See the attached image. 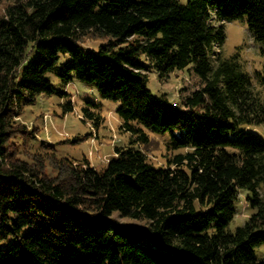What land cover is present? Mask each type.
I'll use <instances>...</instances> for the list:
<instances>
[{
	"label": "trees",
	"instance_id": "trees-1",
	"mask_svg": "<svg viewBox=\"0 0 264 264\" xmlns=\"http://www.w3.org/2000/svg\"><path fill=\"white\" fill-rule=\"evenodd\" d=\"M242 17L264 54V0H0V264H264L254 255L264 243V139L254 130L264 101L216 50L217 23ZM52 70L118 103L129 141L104 167L58 156L19 120L56 93ZM151 70L198 82L171 102L147 88ZM148 132L169 134L164 165L137 147ZM239 189L253 213L230 231Z\"/></svg>",
	"mask_w": 264,
	"mask_h": 264
},
{
	"label": "rangeland",
	"instance_id": "rangeland-1",
	"mask_svg": "<svg viewBox=\"0 0 264 264\" xmlns=\"http://www.w3.org/2000/svg\"><path fill=\"white\" fill-rule=\"evenodd\" d=\"M186 3L187 0H178ZM223 25L225 39L216 49L225 58H235L239 63V70L251 78V87L264 101V85L259 82L264 75V54L261 53L262 44L256 42L248 29L246 17L217 23ZM97 40H85L84 44L93 47ZM35 54V53H34ZM33 54V55H34ZM67 56H61L57 65ZM47 78L55 88L56 93L39 95L31 105H26L20 114L19 120L25 123L28 129L36 130V140H43L53 144L60 157H69L81 160L86 157L92 166L99 169L105 166L106 161L114 152V146H126L129 134L120 130V120L115 113L118 103L102 98L93 85L83 84L77 80L64 85L55 71L47 72ZM197 79L188 75L186 70L170 73L168 77L160 78L155 70L148 72L147 88L153 95L164 94L171 102L178 103V96L187 94L197 85ZM183 87L186 89L180 91ZM253 91V92H254ZM65 93L66 95H59ZM68 98L73 104V111L62 113V104ZM88 102L100 115L99 126L95 127L93 120L83 116L82 108L89 106ZM264 139V121L255 126ZM148 142L138 143L139 150L144 152L155 165H164L169 149V134L148 132ZM36 143V142H35ZM182 150H174L180 152ZM264 195V184L259 189ZM246 189H239L238 199L235 201V214L228 224V230L234 231L235 227L245 223L253 210L246 203ZM118 224L142 226L143 222L113 215ZM9 239L0 246H6ZM254 255L259 260H264V243L254 248Z\"/></svg>",
	"mask_w": 264,
	"mask_h": 264
}]
</instances>
